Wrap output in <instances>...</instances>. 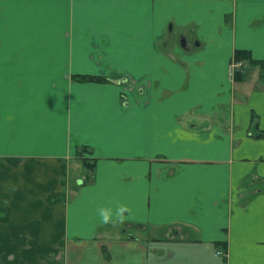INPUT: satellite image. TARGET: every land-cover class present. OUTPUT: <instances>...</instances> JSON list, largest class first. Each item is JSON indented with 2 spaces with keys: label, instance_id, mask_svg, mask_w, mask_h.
I'll use <instances>...</instances> for the list:
<instances>
[{
  "label": "crops",
  "instance_id": "obj_1",
  "mask_svg": "<svg viewBox=\"0 0 264 264\" xmlns=\"http://www.w3.org/2000/svg\"><path fill=\"white\" fill-rule=\"evenodd\" d=\"M0 264H264V0H0Z\"/></svg>",
  "mask_w": 264,
  "mask_h": 264
},
{
  "label": "clouds",
  "instance_id": "obj_2",
  "mask_svg": "<svg viewBox=\"0 0 264 264\" xmlns=\"http://www.w3.org/2000/svg\"><path fill=\"white\" fill-rule=\"evenodd\" d=\"M127 209V205H119L117 208L101 207L99 209V215L104 223L110 222L113 218L123 220L124 213Z\"/></svg>",
  "mask_w": 264,
  "mask_h": 264
},
{
  "label": "trees",
  "instance_id": "obj_3",
  "mask_svg": "<svg viewBox=\"0 0 264 264\" xmlns=\"http://www.w3.org/2000/svg\"><path fill=\"white\" fill-rule=\"evenodd\" d=\"M235 58H236L237 61H240V60H243V59H248V56H247L246 52H238V53L235 54ZM78 79L80 81H90V82L91 81H95V82H100L101 81L100 79H98L96 77H92V76H80Z\"/></svg>",
  "mask_w": 264,
  "mask_h": 264
},
{
  "label": "flooded vegetation",
  "instance_id": "obj_4",
  "mask_svg": "<svg viewBox=\"0 0 264 264\" xmlns=\"http://www.w3.org/2000/svg\"><path fill=\"white\" fill-rule=\"evenodd\" d=\"M179 42H180V44L182 46H185V44H186V40H185L184 37H181ZM233 61H236L238 63L241 62V61H237L236 58ZM80 76H92V77H96V78L100 79L101 81H109L107 78H102V77H99V76H93V75H80ZM80 76H77V77L79 78ZM82 82H90V81H82ZM91 82H95V81H91ZM114 82L118 83V84H120L121 82L126 84L127 80L123 79V81H121V79H116V80H114ZM123 98H124V96H123ZM215 254L218 255L217 253H215ZM220 255H221V252H220Z\"/></svg>",
  "mask_w": 264,
  "mask_h": 264
},
{
  "label": "rangeland",
  "instance_id": "obj_5",
  "mask_svg": "<svg viewBox=\"0 0 264 264\" xmlns=\"http://www.w3.org/2000/svg\"><path fill=\"white\" fill-rule=\"evenodd\" d=\"M240 61H242V60H240ZM241 69H242V67L240 68V71H241ZM217 253V252H216Z\"/></svg>",
  "mask_w": 264,
  "mask_h": 264
}]
</instances>
